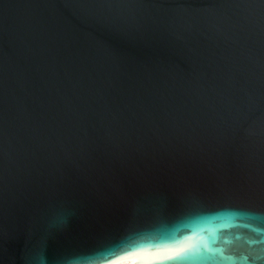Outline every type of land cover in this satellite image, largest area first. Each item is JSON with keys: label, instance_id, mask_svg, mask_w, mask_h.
<instances>
[{"label": "water", "instance_id": "1", "mask_svg": "<svg viewBox=\"0 0 264 264\" xmlns=\"http://www.w3.org/2000/svg\"><path fill=\"white\" fill-rule=\"evenodd\" d=\"M176 232L264 264V0H0V264Z\"/></svg>", "mask_w": 264, "mask_h": 264}, {"label": "snow or ice", "instance_id": "2", "mask_svg": "<svg viewBox=\"0 0 264 264\" xmlns=\"http://www.w3.org/2000/svg\"><path fill=\"white\" fill-rule=\"evenodd\" d=\"M183 233L176 232L173 235H170L165 238L161 244H154L150 247L154 248H178L179 251L173 252L172 255L162 257L159 259L156 264H181L182 261L187 260L194 253H199L201 250V245L198 242L191 241L188 239H182ZM133 247H142L141 245H130L128 247H119L112 252V255H118L120 252H128Z\"/></svg>", "mask_w": 264, "mask_h": 264}, {"label": "bare ground", "instance_id": "3", "mask_svg": "<svg viewBox=\"0 0 264 264\" xmlns=\"http://www.w3.org/2000/svg\"><path fill=\"white\" fill-rule=\"evenodd\" d=\"M139 259H141V257L137 258L136 256H132V257L114 262L112 264H135V262H137Z\"/></svg>", "mask_w": 264, "mask_h": 264}]
</instances>
